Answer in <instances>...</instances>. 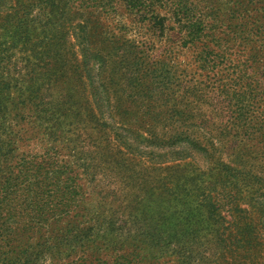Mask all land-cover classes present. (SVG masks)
Wrapping results in <instances>:
<instances>
[{
    "label": "rangeland",
    "instance_id": "374dc122",
    "mask_svg": "<svg viewBox=\"0 0 264 264\" xmlns=\"http://www.w3.org/2000/svg\"><path fill=\"white\" fill-rule=\"evenodd\" d=\"M102 3L122 5L0 0V246L7 254L0 264L18 261L23 246L33 247L36 264H264L257 192L264 185L254 181L264 178V0H155L153 16L166 25L148 50L167 81L152 100L158 116L145 118L134 99L110 93L109 124L144 136H172L194 124L217 149L209 166L216 178L227 164L232 176L245 177L241 188L216 182L211 195L191 192L188 200L186 163L206 169L201 161L123 154L100 126L74 27H86L112 91L125 85L121 43L136 38L120 29V10L104 11ZM181 7L187 23L193 14L202 22L194 45L191 29L176 24ZM200 51L211 58L203 67ZM228 82L247 93L243 121H232L222 90ZM187 84L193 91L186 96Z\"/></svg>",
    "mask_w": 264,
    "mask_h": 264
},
{
    "label": "trees",
    "instance_id": "16d2710c",
    "mask_svg": "<svg viewBox=\"0 0 264 264\" xmlns=\"http://www.w3.org/2000/svg\"><path fill=\"white\" fill-rule=\"evenodd\" d=\"M96 1L102 0H95V2ZM118 1L120 0H110V3L117 4ZM154 3L155 0H121L122 5L119 9H116V6L106 7L103 3L100 7V9L104 11H113L115 15L118 14V10H120L121 13L117 16L121 20L120 29L130 28V30H133L136 34L135 39L126 38L121 43V63L124 65V72H126L125 76H123L125 85L114 89V91L111 90L112 87H110V85H108L105 81L106 78L104 76L101 77V75L105 72L103 68L104 63L100 61L102 59V55L100 54L99 49L95 51L96 46H91L88 35L83 33V29H86V27L80 24L74 27V35L76 36V41L78 42L82 55V71L85 73L88 80V88L93 104L99 116L103 119L100 126L103 127V129H109L113 133L114 139L119 143L120 147H122V150H124L123 154L130 153L133 154V156L147 158L152 161L159 159L168 161H177L181 159H192L195 160V162L201 161V167H207L206 169H201L192 162L190 163L196 167L186 163L187 200L189 199L191 192L198 193V196H201L202 199L211 195L209 194V191L216 188L212 187L216 182L222 184L223 187L233 185L234 189L241 188V184L245 181V177H239L237 174L232 176V171L234 172L235 170H231L228 164L223 165L225 168L223 175L224 179H222L223 177L221 176L216 178L217 176L215 175L212 166H209L213 162L217 149L214 148L208 137L200 136L198 131L192 129L197 128L194 124L191 126L186 125V131L176 132L172 136H158L153 131L147 136H144L138 130L133 131L122 123L120 125L116 123L109 124L108 122L109 119L113 118L109 111V104L111 101L110 93L115 91L126 94L130 99H134L132 102L140 106L145 118L155 120L158 116L152 100L158 94V87L162 86L164 89H167V81L161 73L158 75L159 72L156 68V64L151 62L149 59L148 50L155 45L153 37L156 35L157 28H159V31H162L163 28L165 29L166 25L164 26L162 22L156 21L157 17L153 16V12L156 11ZM93 5L94 7L96 6L95 3ZM198 7L199 6H196L195 10H193L194 13ZM181 8L182 13L180 14V18L177 20L176 24L178 25L180 31L183 28L185 31L186 28H189V30L191 29L189 35L190 38H188V40L189 43L194 45L197 41V37L195 35H198L199 32L202 31V28H196V24H201L202 22L195 17L196 15L194 16L193 14L191 15V19L193 17V20L196 21L187 23L186 8ZM123 22L128 23V25H123ZM126 32H128V30H126ZM143 50L145 51L144 55L142 57L139 55L138 57V54L143 53ZM196 58L199 65L202 67L209 64L211 59L205 51L198 52ZM145 83H147V85H145ZM231 85L233 84H230L229 82L224 83L222 85V90L225 92V96L227 98V108L231 113L232 121L235 123L236 121H243L245 115L247 114V106L243 103L247 93L245 90L243 92H235V90H231ZM190 90L193 91V88L190 84H187L186 96ZM258 98L261 99L262 96L258 95ZM189 105L190 102L186 101V108ZM121 113L125 115L127 114L125 110H122ZM176 113L177 115L180 114L178 112ZM192 118V115H189V119ZM236 126L238 127L240 124H237ZM258 154L261 155L260 157L264 160V151H260ZM236 158H238V160ZM241 161L242 157H234L231 160L232 163L243 164ZM227 174L230 175L225 178V175ZM233 180H236V183L233 182ZM254 181L258 182L257 185H264V178L261 176L255 175ZM205 185L209 187L207 193H205ZM171 190L172 189H169V191ZM257 192H259L260 196L264 197V186L258 187ZM213 199L214 197L211 196V200L207 202V209L214 211L215 209L213 208L218 202ZM259 206L262 210H264V201L259 203ZM200 209L201 206L198 205V207H196L193 211L197 212ZM22 234L24 233L20 232V235ZM4 248V245L0 246V261H3V255H7L3 253ZM32 249V246H23V248H19L20 252L17 253V255L20 258L18 261L14 260L9 264H36L29 258V254L32 252ZM39 254H41V252H39Z\"/></svg>",
    "mask_w": 264,
    "mask_h": 264
}]
</instances>
